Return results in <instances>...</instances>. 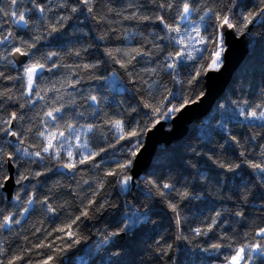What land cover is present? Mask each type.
Wrapping results in <instances>:
<instances>
[{
  "label": "trees",
  "instance_id": "1",
  "mask_svg": "<svg viewBox=\"0 0 264 264\" xmlns=\"http://www.w3.org/2000/svg\"><path fill=\"white\" fill-rule=\"evenodd\" d=\"M111 2L117 11L123 12L125 16L134 11L132 8L121 7L129 0H111ZM130 2L141 4L146 0H130ZM189 2L196 6L195 0H189ZM27 3L28 0H24L23 5L17 4L16 7H25ZM236 3L238 6L251 5V9L244 10L255 11L259 0H236ZM226 6H228V0H199L200 11L191 15L193 26L200 27L201 35L209 37L210 40L216 39L218 21L209 20L208 17L201 21L200 17L209 7L220 12ZM0 7H3L5 11L10 10L9 0H0ZM181 7V0H174V6L166 12L156 9L155 5H148L146 8H140L139 13L155 15L159 11L160 14L165 15L169 23H178L183 30L189 25L186 21L179 20L178 12ZM233 12H236V9H233ZM62 14H67L66 10H62ZM56 15V12L49 13V19ZM71 15L73 19L65 22L61 33L49 35L50 29L46 23H41L39 26L30 25L32 31L24 35V39H29L34 35L41 37L37 43L39 51L32 50L36 52L35 58L40 59L41 53L57 52L59 55L53 57L52 60H41V62L51 67L55 61L60 67L53 68L52 71L45 69L42 73L43 79L37 78L36 82L41 90L40 95L44 96L43 100L35 96H23L25 89L21 87L22 79L0 78V90L10 89L9 95L13 96L12 100L4 98L0 115L6 118L10 112L16 111L24 117L21 121H15L14 128L25 138L23 146L28 147L29 151H39L43 146V138L37 135L38 132H66V125L69 122L75 124L81 132L89 124L97 126L92 133H88L92 150L98 151L101 147H108L109 143L115 144V148H108L106 153H101L100 157H96L94 163H99L104 158L100 167H93L92 164L80 165L76 173H68L66 169L60 168L59 172L65 174L58 175L55 160L40 162L37 159L36 163L21 162V166H18L16 170L29 176V180L24 181L23 184L30 185V188L34 186L31 191L35 192L37 199L47 196L48 202L57 209V213H47L44 206L37 203L36 211L26 214L25 220H22L20 225H14L10 231L0 232V240L4 241L3 247L7 250L6 255L0 257L4 260V264H7V260L13 255L21 253L25 255V260L31 259L32 264H37L44 256L52 253L53 249L33 248L32 246L41 242L53 244V248L61 245L62 241L58 237L63 234L57 232L56 229L69 222L72 217L79 215L89 199H94L97 203L92 205L91 218H83L79 222L81 243L57 254L55 264H74L75 257L80 255L85 247L95 246L103 240L105 235L116 230L117 223L123 214L130 213L133 207L141 213H146L154 223L140 225L130 237L124 236L119 241V245H114L113 238V242L106 245L99 253L95 264H100V256H104L109 250H116L117 247L121 252V257L116 259H122L124 264H226L225 257L234 254L235 248L245 243L257 241L264 243V238L255 236L259 227L264 226V202H261L259 198L264 189H261L256 182L255 170L242 164L235 173L228 172L213 164L205 155V153L213 155L225 162L238 163L243 159L238 156L240 146L230 142L223 148L218 147L223 143V134L215 130V125L219 122L221 113L235 109L237 106H244L245 101L251 106H264V24L259 22L260 18L244 31L243 35L250 40L249 53L242 65L234 72L233 78L221 97L213 104L212 110L192 122L184 137L172 141L170 145H160L149 168L139 178L130 182L127 190H122L116 183L118 177L106 176L105 173L117 168L115 161L123 162L127 159L133 161L135 157H131L128 152L121 151V149L131 147L135 141L116 143L111 125L106 122L123 119L126 123L132 121L135 124L138 121L139 127L146 129L142 131L141 136L136 138L138 143L135 150L138 151L148 130L153 128L152 123L155 119H150V110L144 108L143 104L146 101L158 103L163 95H166L162 86H166L173 93L183 91L185 97L195 98L200 93H204L205 74L201 75L197 85L189 86L176 81L177 79H189L190 74L197 69L203 72L200 66L210 62L213 50H217L218 47L212 43L201 44L199 37L191 41L186 39L185 43L189 45L188 50H191L192 54L197 57L198 62L184 61L188 67H179V76H172L169 75L170 70L164 67L169 62L164 57L168 52L184 48V45H170L167 39H158V36L166 35L164 31H161L159 22L125 20L115 13H107L103 4L97 6V15H107L111 23L83 17L77 20L79 13ZM0 20L4 24L5 32L11 30L18 33L16 26L10 23L9 17H2ZM131 32L137 35L130 41L124 40L123 37ZM101 35L106 39L99 40L97 37ZM172 35L175 36L176 33ZM192 35L195 37L196 34L193 32ZM237 35L243 36L238 33ZM57 36L60 39L57 40ZM117 36L120 39H117ZM105 47L143 48L152 55L146 58L137 57L128 69H124L103 53ZM199 48L207 50L198 53L196 49ZM76 51L81 53L80 56L75 55ZM5 55H7L6 52ZM8 58L13 60L12 56ZM28 60L29 58L26 62ZM85 64H98V67L85 69L83 67ZM146 68H156L155 74L145 71ZM0 71H3L5 76H23L22 66L17 64L13 66L6 61L0 62ZM128 72L132 73L131 77L127 75ZM113 73L119 75L127 91L117 94L109 88L112 84ZM144 80L148 83H152L153 80L159 82L156 89L152 91L151 97L146 91L147 86L142 82ZM91 95L99 98L98 105L88 99ZM30 99H35L36 103L20 107ZM220 105L223 107H219ZM61 106H63V112L56 114L59 117L57 121H51L45 115L47 111ZM132 108L137 111L132 112ZM245 110L247 111L248 108L245 107ZM133 117L135 120H132ZM161 121L166 122L169 127L170 119H161ZM260 123L256 122L257 125ZM56 125H59L58 129ZM229 128L232 134L240 140V145L243 146L248 159L256 162L264 160L259 156V147L264 146V128L259 126L249 128L247 124L244 127L230 124ZM208 132H211L214 137L211 145L207 139H201V136H206ZM253 135H255V140L251 139ZM102 136H106L107 139H102ZM7 139L13 141L10 137ZM3 140V134H0V141ZM15 143L16 141H13V144L7 145L6 149L11 151ZM193 146L196 147L199 155L191 151ZM42 155L47 154L42 153ZM45 164L52 171H47ZM193 164L195 167L191 166ZM36 171H45V175L33 178L31 173ZM127 173L131 175V167L127 169ZM202 175L207 178L201 179ZM147 180L172 183L176 191L166 197H161L147 183ZM101 184L103 187H100ZM243 184L250 185L247 202H242L238 196ZM15 187L18 189L23 185ZM149 190L152 191V195H147ZM28 191L29 189H24V192ZM165 191L168 192V190ZM183 191L190 194L189 198L182 199L177 195L178 192ZM94 193L98 194L94 195ZM13 194L15 196L16 192L13 191ZM0 196H5L3 190H0ZM21 198H24L23 192ZM104 201L107 202L105 207L100 211H95ZM168 201L178 205L182 221L179 226L176 224V213L168 207ZM15 203L14 200L7 199L0 203V207H3L7 214L10 210L19 213L23 207L27 206L22 204L20 208H14ZM240 210L245 212L243 218L233 215V212ZM217 211L221 212L218 218L220 223L207 236H196L194 229L206 228ZM245 233L248 235H244ZM177 236H184L187 239H176ZM158 240L159 244H157ZM209 242L231 245V247H223L218 252L211 249L208 252L203 251L209 246ZM169 244L173 246L170 252L159 251L161 247L166 248ZM214 252L216 254H213ZM19 264H24V262H19ZM253 264H260V261L254 259Z\"/></svg>",
  "mask_w": 264,
  "mask_h": 264
},
{
  "label": "snow or ice",
  "instance_id": "2",
  "mask_svg": "<svg viewBox=\"0 0 264 264\" xmlns=\"http://www.w3.org/2000/svg\"><path fill=\"white\" fill-rule=\"evenodd\" d=\"M11 5L10 10L5 11L3 7H0V18L9 17L10 23L15 25L18 29V33H14L11 30H4V24L0 20V62L6 61L8 64L13 66L19 62L22 66L23 76H5L3 71H0V78L15 80L22 79L23 83L21 87L25 89L22 93L26 97H38L40 100L44 99V96L40 95V87L37 84V78L43 79L42 73L45 69L47 71H52L53 68H58L60 65L56 64L53 61L52 66L49 67L47 63L41 62V60H52L53 57L58 56L57 52H48L41 53L40 59H36V52L32 51L37 49V43L40 41L41 37L39 35L30 36L29 39H24V35H27L32 28L30 25L39 26L41 23H46L50 29L49 35L53 33H61L64 28L65 22L73 19L71 14L79 13L80 16L76 17L77 20L80 17L84 19H93L99 20L101 22H109L107 15H97V6L103 4L104 9L107 13H115L117 16H121L125 20H139V21H149V22H159L161 26V31L165 32V36L158 39H167L170 45H184V48L179 49L175 52H168L164 59L169 61L164 67L169 71V75L179 76V67H188L184 61H197V57L194 56L189 49V45L185 43L186 39L191 41L196 37H199V42L201 44L207 45L212 43L217 45L219 50H213V57L210 58V62L207 65H201V72L199 69L195 70L190 74L189 79L179 80L177 83L187 84L189 86L197 85L201 75L206 74L207 71L218 70L221 66V53L223 51L222 40L223 35L228 29L235 30L238 34L243 35L244 31L248 29L249 25H252L254 22H257V19L260 18L262 24H264V0H259L257 5V10H247L251 9V5L241 4L237 5L236 0H228V6H226L222 11L217 12L213 8H208L203 15L200 17V20L203 21L205 17H208L209 20H216L218 24L216 25L215 36L216 39L210 40L209 37L201 35V29L199 26H193V21L191 20V15L194 12L200 11L199 0H195V5L189 0H181L182 7L178 12L179 20L186 21L189 27L181 29L180 25L169 23L165 19V15L160 14L159 11L155 15H143L139 13L140 8H146L148 5H155L156 9L167 11L174 6V0H146L145 3L136 4L127 2L121 5L122 8L128 9L132 8L134 11L129 15L125 16L123 12L117 11V8L113 6L111 0H28L27 6L18 8L17 4H24V0H9ZM233 9H236V12H233ZM62 10H66L67 14H62ZM150 11L152 9H149ZM56 12L57 15L49 19V13ZM212 15H209V14ZM54 21V22H53ZM38 31V27L36 28ZM195 33V37L192 33ZM172 33H176L175 36ZM66 35V33H65ZM137 33L131 32L127 36H124V40H131L135 37ZM99 40L106 39L105 36L101 35L97 37ZM120 39L119 36L116 37ZM56 39H60L59 36ZM18 41V43H17ZM155 46V45H154ZM206 48H199L196 51L203 52L206 51ZM5 52L7 55H5ZM103 53L112 61L119 64L121 68L128 69L129 65H132L134 61L137 60V57L146 58L151 57L152 53L145 51L143 48H123L115 47L109 48L105 47ZM80 52L76 51L75 55L80 56ZM27 57L29 58L28 62L17 61L15 59L10 60L8 57ZM126 58V59H124ZM203 59V57H200ZM151 62L150 60L148 61ZM85 69L96 68L98 64H85L83 65ZM145 71H150L155 74L156 68L148 69ZM129 77L132 76L131 72H128ZM105 79H108L105 77ZM146 86V91L148 96L151 97L152 91L156 89L159 82L153 80L152 83H148L147 80L142 81ZM79 83V81H76ZM109 88L114 90L117 94L127 91V87L123 85V81L120 79L119 75L113 73L112 84L109 85ZM163 91L166 95H163V98L158 103H151L146 101L143 104L144 108L150 110V119L155 118L152 123V127H155L157 124L161 123V119H171L177 113H180L184 110L189 104L198 103L199 99L203 96V93H200L195 98L185 97L183 91L173 93L171 90L167 89L166 86H162ZM8 91L0 90V108L3 107V100L7 98L12 100L13 96L9 95ZM18 99V98H16ZM95 105L100 103L99 98L96 95H91L88 97ZM178 101V102H176ZM36 103L35 99H30L25 102V104L20 105V107H25L27 104L34 105ZM219 107H223L220 105ZM245 107L248 110H245ZM259 109V111L257 110ZM135 108H132V112H136ZM63 112V106L53 108L45 113L51 121H57L59 117L57 113ZM82 115V114H81ZM148 115V113H145ZM242 118V119H241ZM24 117L19 115L18 112L12 111L5 118L3 115H0V134H3L4 140L0 141V190H3L4 193H10L15 191V196L11 197L16 203L13 205L14 208H20V206L27 205L23 207L22 210L18 213L16 211H9L7 214L4 212V208L0 207V232L5 230H12L14 225H20L22 220H25L26 214L35 212V205L37 203L44 206V210L47 213L56 214L57 209L53 207L48 202V197L45 196L43 199H37L34 191H31V186L28 184H23L24 181L29 180L28 175L19 173L16 169L18 166H21V162L25 161L28 163H36L37 159L40 162H45L49 160H55L57 162V174L62 175L65 173H60L59 169H66L68 173H76L79 170L80 165L92 164L93 167H100V163L104 162V158L101 159L99 163H94L96 157H100L101 153H106L108 148H115V144H108V147H101L98 151L92 150L88 140V133H92L96 125L89 124L83 128V131H79L77 126L71 122L66 125L65 131H40L37 133L39 137L43 138V146L39 151H29L28 147H24L25 138L22 136L21 132L17 131L14 128L13 122L21 121ZM135 120V117L132 118ZM256 122H261L259 125ZM111 125L113 130V135L116 138V143L120 141H135L131 147H122L121 151L128 152L131 157L137 155L136 144L138 143V138L141 136L142 131L146 129H141L139 127V122L135 124L132 121L128 123L123 119H115L107 121ZM233 124L235 126L244 127L245 124L249 128L261 127L264 128V106L248 105V102H244V106H237L235 109L226 110L225 113H221L219 122L215 125V130L222 133L223 143L219 144V148H223L225 145L230 142L236 146H240L241 150L238 152V156L243 158L240 162H225L218 157L209 155L205 153L207 159L213 164L217 165L221 169H225L228 172L235 173L237 169H240L242 164L247 167L255 170L256 182L261 189H264V160L261 162H256L247 158L246 152L243 150V146L240 145V140L236 135H233L229 125ZM56 128H59V125H56ZM30 130V129H29ZM7 137L15 138V145L11 151L6 149L7 145L13 144V141L8 140ZM83 137V139H81ZM102 139H107L106 136H102ZM201 139H207L209 145L212 144L214 137L211 132H208L205 135L201 136ZM252 140H255V135L251 137ZM191 151L196 155L200 153L197 151L196 147H191ZM42 153L47 155H42ZM18 154V155H17ZM259 156L264 158V146L259 147ZM117 168L109 170L105 173L106 176L118 177L116 183L121 187L122 190H127L130 182L133 181V177L127 173V169L132 166V159H127L123 162L115 161ZM195 167V165H191ZM44 167L47 171H52L51 168H48L45 164ZM33 178L40 177L45 175V171H36L31 173ZM206 176H201V179H206ZM87 183V181H85ZM147 183L150 184L156 192L161 197H166L173 191H176L175 185L169 182H157L156 180H147ZM16 185H23L21 188H16ZM100 187H103L101 184ZM29 189L28 192H24V189ZM250 185L243 184L240 187L238 192L239 199L242 202H247L249 197ZM165 190H168L166 192ZM24 193V198H21V193ZM98 193H94L97 195ZM147 195H152V191L149 190ZM178 196L182 199L189 198L190 194L187 191L178 192ZM199 198V197H196ZM260 201L264 202V192L260 193ZM9 199L8 196H0V203H3ZM97 201L94 199H89L87 205L83 207L79 215H76L71 218V220L59 228L56 229L57 232L62 233L63 235L58 237L62 241V244L53 248V244L50 243H38L33 245V248H48L53 249L52 253L44 256L42 260L38 261L37 264H55L57 259V254L63 253L67 249L72 248L74 245L81 243V237L79 235V222L83 218H91L92 205L96 204ZM107 204L106 201L101 202L95 211H100ZM168 207L172 212L176 213V224L179 226L182 221L178 211V205L171 201H168ZM233 215L236 217L243 218L245 212L243 210L233 212ZM221 216V212L217 211L215 217H213L206 228L197 227L194 229L196 236H207L209 232H212L213 229L217 226L220 221L218 218ZM254 222V221H253ZM154 223L151 221L146 213H141L138 209L133 207L130 213L125 212L123 217L118 221L116 230L108 233L104 236L103 240L97 243L95 246H87L83 249L80 255H77L74 259V264H95L99 253L103 251L104 247L109 243L113 242V238L120 236L130 237L133 232L142 224ZM244 235H248L245 233ZM255 236L264 238V226L259 227V230L255 232ZM162 239V238H161ZM176 239H187L184 236H177ZM70 241V243H68ZM3 240H0V257L6 255L7 250L3 247ZM119 241H115L114 245H119ZM160 241H157L159 244ZM172 245H167V247H161L159 249L162 253H168L172 250ZM223 247H231V245H224L221 243H212L209 242V246L204 248L203 251L208 252L211 250H220ZM28 251V250H26ZM55 253V254H53ZM213 254H216L215 252ZM30 255V251H29ZM43 255V254H41ZM121 257V252L117 247L116 250H109L104 256L99 257L100 264H124L122 259H116ZM171 259V256H169ZM257 259L260 261V264H264V243L257 241L255 243H245L242 246H239L234 249V254L229 257H225L226 264H253V260ZM19 262H24V264H32L31 259L25 260V255L23 253L19 255H13L7 260V264H19ZM0 264H4V260L0 259Z\"/></svg>",
  "mask_w": 264,
  "mask_h": 264
},
{
  "label": "water",
  "instance_id": "3",
  "mask_svg": "<svg viewBox=\"0 0 264 264\" xmlns=\"http://www.w3.org/2000/svg\"><path fill=\"white\" fill-rule=\"evenodd\" d=\"M225 48L223 50L222 66L218 70L208 71L205 74V91L196 104H189L180 113L170 119V125L161 121L152 129L148 130L142 145L137 151L131 166L133 181L149 168L154 154L160 145H170L174 140H179L188 133L189 125L197 119L207 115L213 104L221 97L224 90L234 76V72L242 65L249 53L250 40L245 35L239 36L232 29L226 30L223 35ZM17 61H25L27 57H12ZM21 66L19 62L16 63ZM15 126V121L13 122ZM13 141L15 138L10 137ZM11 200L13 191L5 193ZM124 236L115 237L114 241H120Z\"/></svg>",
  "mask_w": 264,
  "mask_h": 264
},
{
  "label": "rangeland",
  "instance_id": "4",
  "mask_svg": "<svg viewBox=\"0 0 264 264\" xmlns=\"http://www.w3.org/2000/svg\"><path fill=\"white\" fill-rule=\"evenodd\" d=\"M221 43H222V47H223V50H224V48H225L224 41L222 40ZM217 50H219V48H218ZM223 53H224V52L222 51V53H221V66H222V57H223ZM221 66H220V67H221ZM220 67H219V68H220Z\"/></svg>",
  "mask_w": 264,
  "mask_h": 264
}]
</instances>
